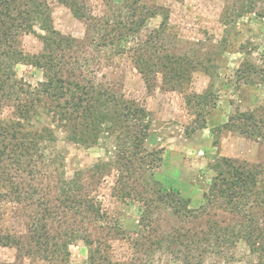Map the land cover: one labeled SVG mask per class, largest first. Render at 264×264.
Listing matches in <instances>:
<instances>
[{
  "label": "rangeland",
  "instance_id": "rangeland-1",
  "mask_svg": "<svg viewBox=\"0 0 264 264\" xmlns=\"http://www.w3.org/2000/svg\"><path fill=\"white\" fill-rule=\"evenodd\" d=\"M43 1L50 9L54 27L81 43L80 62L87 64L83 66L82 75L134 100L149 112L154 141L146 147L161 149L162 161L145 173L153 170L162 174L161 177H169L171 186L192 200L190 207L194 214L189 215L176 213L174 208L154 201L151 225L147 228L153 240L161 234L195 229L207 218L229 220V213L213 205L208 206L205 213L201 209L205 205L203 193L212 177L209 166L221 156L260 165L264 187V144L222 125L236 110L264 107V1L257 3L255 12L245 13L240 9L245 0H139V4L156 13L146 21L141 39H145L150 30L160 27L165 17L167 49L170 53L186 55L195 63L190 79L181 87L165 82L161 72H154L150 88L135 68L131 51H119L118 46L111 44L99 45L97 34L87 28L89 20L76 18L59 0ZM84 2L87 14L102 16L110 20V24L120 14V1ZM40 33L36 29L35 33L20 37L24 53L41 50ZM16 71L18 77L31 84L42 79L41 71L30 65L19 64ZM195 94H204L203 105L197 103ZM188 96L193 99L191 105L186 103ZM46 111L40 108L38 115L21 120L23 128L33 131L43 126L52 127ZM0 117L14 119L13 108L4 105ZM55 135L57 140L44 163L38 165L37 173L33 176L22 173L20 177L26 189L29 185L36 186L46 195L50 206L57 209L54 219L48 222L49 234L56 236L57 241L64 238L66 232L88 234L112 264H146L152 254L153 264H176L165 248H152L148 254L137 253L133 242L139 236L135 229L143 205L137 198L118 196V172L110 162L111 144L82 146L68 141L58 128ZM98 163L106 166L97 167ZM74 176L80 178L83 194L92 198L106 217L78 215L59 204L56 198L62 181ZM142 185L144 180H140L137 187L140 191H144ZM27 199L11 200L3 206V227L15 233L23 245L0 246V264H88V246L79 239L69 245L67 261H63L61 252L54 257L48 251L45 257L44 253L30 247L27 224L32 221L35 205ZM222 253L221 256L214 249L209 251L202 264L251 262L248 249L241 243L231 262L224 261L225 251Z\"/></svg>",
  "mask_w": 264,
  "mask_h": 264
},
{
  "label": "trees",
  "instance_id": "trees-1",
  "mask_svg": "<svg viewBox=\"0 0 264 264\" xmlns=\"http://www.w3.org/2000/svg\"><path fill=\"white\" fill-rule=\"evenodd\" d=\"M109 1H120V14L112 24L102 16L87 14L84 0H59L76 18L90 21L87 28L97 34L99 45L111 44L118 46L119 51H131L132 62L143 76L147 88H150L154 72H161L167 83L179 87L184 85L195 70V63L188 56L170 53L167 49L166 18L160 27L150 30L142 40V28L156 13L139 4V0ZM262 1L245 0L240 9L245 13L255 12L257 3ZM36 29L41 32L38 35L41 50L26 54L20 47V37L35 33ZM80 44L76 38L64 35L54 27L50 9L43 0H0V110L8 105L14 114V119L0 117V246L22 247L23 243L16 234L3 227V206L11 200L17 202L28 198L35 205L32 221L27 224L31 248L44 253L45 257L48 251L54 257L61 252L63 261H67L69 245L79 239L88 246V264H112L88 234L66 232L60 241L51 236L48 222L54 219L57 209L50 206L39 188L29 185L30 188L26 189V184L21 182L22 173L33 176L38 165L44 163L49 149L57 140L55 128H58L62 129L68 141L82 146L100 142L111 144L110 162L118 172V196L121 199L137 198L143 205L138 228L135 229L139 236L133 242L137 253L148 254L152 248H165L173 255L176 264H202L205 254L214 249L221 256L225 251L224 261L231 262L241 243L248 249L250 264H264L263 169L260 165L226 156L217 158L209 166L212 177L203 193L205 205L201 209L205 213L213 205L229 213V220L207 218L195 229L161 234L154 240L151 238L147 228L151 225L149 219L154 201L174 208L176 213L189 215L194 214L190 207L192 200L172 187L169 177H161L162 174L153 170L145 173L162 161L161 149L146 147L147 143L152 145L154 141L149 112L134 100L83 76V66L87 64L80 62ZM19 64L39 69L42 79L31 84L18 77L16 66ZM194 98L203 105L204 94H195ZM192 100L186 97L188 105ZM40 108L47 110L52 127L25 130L21 120L38 115ZM222 125L229 131L264 144V107L236 110ZM103 165L106 166L96 164L100 168ZM140 180H144V191L137 188ZM61 184L56 199L62 207L78 215L106 217L95 201L83 194L80 178L74 176ZM153 255L146 264H153Z\"/></svg>",
  "mask_w": 264,
  "mask_h": 264
}]
</instances>
